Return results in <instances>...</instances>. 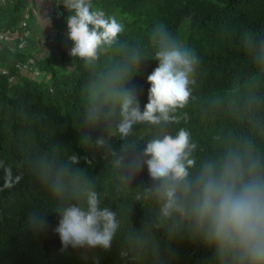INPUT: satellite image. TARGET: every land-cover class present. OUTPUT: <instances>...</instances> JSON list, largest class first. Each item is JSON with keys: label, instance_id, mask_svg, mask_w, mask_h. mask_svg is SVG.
I'll use <instances>...</instances> for the list:
<instances>
[{"label": "trees", "instance_id": "obj_1", "mask_svg": "<svg viewBox=\"0 0 264 264\" xmlns=\"http://www.w3.org/2000/svg\"><path fill=\"white\" fill-rule=\"evenodd\" d=\"M93 4L124 24L122 40L148 57L128 85L138 93L143 109L151 87L147 77L158 67L150 58L155 24L163 22L197 52L200 63L192 95L166 131L174 135L180 128L188 129L199 157L217 151L229 134L250 136L264 149V0H93ZM37 7V0H0V32L28 33L0 48V161L21 176L13 189L0 192V264H214L204 246L187 236L172 240L164 227L157 226V206L142 193V187L152 183L146 166L132 184L122 185L109 149L82 142L88 133L93 138L107 134L89 129L83 121V89L91 70L69 55L73 42L66 38L68 13L60 0L49 9L48 34L37 20ZM185 25L188 31H183ZM39 34L51 42L46 48ZM107 60L102 57L103 63ZM158 132L134 126L130 139L141 144L142 152L144 142ZM123 143L113 137L111 149L119 152ZM72 155L79 163L71 167L84 170L102 206L117 214L119 228L110 250L71 246L65 250L54 231L59 201L41 180L42 163H69ZM3 174L0 168V188ZM34 215L46 219L42 231L30 226Z\"/></svg>", "mask_w": 264, "mask_h": 264}, {"label": "clouds", "instance_id": "obj_2", "mask_svg": "<svg viewBox=\"0 0 264 264\" xmlns=\"http://www.w3.org/2000/svg\"><path fill=\"white\" fill-rule=\"evenodd\" d=\"M68 15L66 38L73 42L69 55L82 61L91 77L83 89V121L89 129L107 134L82 137L85 144L108 148L122 185H130L146 166L151 186L142 187L145 198L157 206V226L172 240L187 236L208 249L214 264H264V149L250 136L231 134L213 154L197 156L191 133L180 128L174 135L166 127L177 120L196 83L200 63L197 52L179 41L163 22L150 34L158 61L147 77L148 103L141 111L138 93L129 88L148 59L141 49L122 40L125 25L94 7L93 0H60ZM50 25V20H45ZM107 57V63L102 62ZM185 119L187 117L185 116ZM134 126L158 128L138 152L130 139ZM113 137L124 141L111 149ZM219 139V137L217 138ZM72 155L69 163L45 160L41 180L59 201L60 216L54 231L63 249L110 250L119 228L117 214L102 206L99 193ZM3 187L13 189L21 180L11 165L0 161ZM29 224L42 231L46 219L32 216Z\"/></svg>", "mask_w": 264, "mask_h": 264}, {"label": "rangeland", "instance_id": "obj_3", "mask_svg": "<svg viewBox=\"0 0 264 264\" xmlns=\"http://www.w3.org/2000/svg\"><path fill=\"white\" fill-rule=\"evenodd\" d=\"M38 1V11H36V14H37V20L40 24V26L44 29V32H46L47 34L48 33H51V23L50 25H46V21L45 20H50V12H49V9L50 7H52V3H54L56 0H37ZM187 29L188 31V28L187 26L185 25L184 27V30L185 31ZM38 37L40 38V40H43L44 41V44H45V48L46 46L48 45L49 46V40H45V37H44V34H39ZM2 47V45H0V48ZM25 72V71H24ZM142 103L140 102V106H141V111L143 110V107H142Z\"/></svg>", "mask_w": 264, "mask_h": 264}, {"label": "built area", "instance_id": "obj_4", "mask_svg": "<svg viewBox=\"0 0 264 264\" xmlns=\"http://www.w3.org/2000/svg\"><path fill=\"white\" fill-rule=\"evenodd\" d=\"M25 34L28 35V33H25ZM25 34H23V35H25ZM22 36L19 35L18 33H16V34H8V33H1L0 32V45L8 44V43L12 42V40H15L16 38L18 39V38H20ZM24 46H25V42H24V40H22V47H24ZM22 47H20V48H22Z\"/></svg>", "mask_w": 264, "mask_h": 264}, {"label": "crops", "instance_id": "obj_5", "mask_svg": "<svg viewBox=\"0 0 264 264\" xmlns=\"http://www.w3.org/2000/svg\"><path fill=\"white\" fill-rule=\"evenodd\" d=\"M43 1V0H42ZM46 1V0H45Z\"/></svg>", "mask_w": 264, "mask_h": 264}]
</instances>
